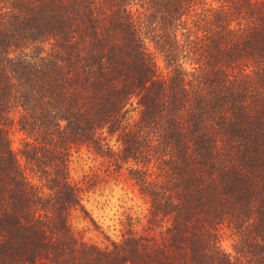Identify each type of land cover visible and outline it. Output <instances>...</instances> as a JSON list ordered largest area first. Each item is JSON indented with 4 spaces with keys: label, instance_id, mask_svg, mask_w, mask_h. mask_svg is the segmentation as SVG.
<instances>
[{
    "label": "trees",
    "instance_id": "16d2710c",
    "mask_svg": "<svg viewBox=\"0 0 264 264\" xmlns=\"http://www.w3.org/2000/svg\"><path fill=\"white\" fill-rule=\"evenodd\" d=\"M0 264H264V0H0Z\"/></svg>",
    "mask_w": 264,
    "mask_h": 264
},
{
    "label": "rangeland",
    "instance_id": "374dc122",
    "mask_svg": "<svg viewBox=\"0 0 264 264\" xmlns=\"http://www.w3.org/2000/svg\"><path fill=\"white\" fill-rule=\"evenodd\" d=\"M162 67V64L159 63ZM165 71V70H164ZM19 133L14 134V138ZM18 141H14V146L18 148ZM99 172L103 179L91 189H86L82 193V203L89 214L102 225L106 233L113 238H118L121 233V218L125 210L133 214L142 216L145 222L146 204L141 200L135 191L123 180L117 179L113 174L105 171V165L99 158L93 156L87 149L82 148L76 153L72 162V176L79 183L84 182V174L92 171ZM73 228L76 232L84 234L86 237L103 239V235L94 231L91 224L79 212L72 219ZM229 244V240L226 241Z\"/></svg>",
    "mask_w": 264,
    "mask_h": 264
}]
</instances>
